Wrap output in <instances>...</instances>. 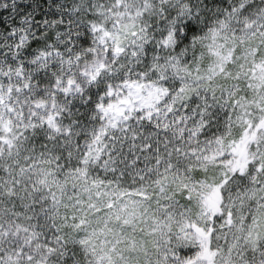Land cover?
<instances>
[{"label": "snow or ice", "instance_id": "6c2138e0", "mask_svg": "<svg viewBox=\"0 0 264 264\" xmlns=\"http://www.w3.org/2000/svg\"><path fill=\"white\" fill-rule=\"evenodd\" d=\"M0 264H264V0H0Z\"/></svg>", "mask_w": 264, "mask_h": 264}]
</instances>
